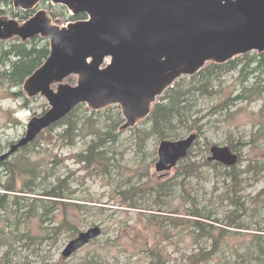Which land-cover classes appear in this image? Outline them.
Returning <instances> with one entry per match:
<instances>
[{"label":"rangeland","instance_id":"374dc122","mask_svg":"<svg viewBox=\"0 0 264 264\" xmlns=\"http://www.w3.org/2000/svg\"><path fill=\"white\" fill-rule=\"evenodd\" d=\"M61 8L52 6L49 1H43L39 6V9L47 10L49 15L51 10L62 12ZM19 12L21 11L14 10L12 0H0L1 19H14L22 23L16 15ZM66 13L68 15L67 10ZM50 17L62 26L68 21L67 17ZM17 41L20 42L14 38L0 42V71L8 68L10 60L6 62L4 55ZM243 61L233 71L215 76L209 84L206 83L207 87L203 91L198 90L191 95V113L181 123L176 124L177 139L170 140H183L191 134L198 136L197 129L200 128L202 132L199 144L192 148L190 162L196 166H200L204 158L207 160L212 145L230 147V142L243 144H238L242 155L239 165L242 182L237 198L248 208L245 213L238 211L239 220L247 230H233L234 234L228 236L217 253L203 264H257L253 253L254 235L261 233L258 230L264 231V203L255 206L254 201L257 193L264 188V71H253L256 61H250V64ZM191 81L187 78L186 83L196 84L195 86L203 83L200 80ZM65 82L74 85L75 79L67 78ZM21 90L22 86L12 88L7 82L0 85V156L23 137L30 119L40 116L43 113L42 106H47L43 97L29 99L22 90L30 102L28 108H21V99L17 101L9 95V92L18 93ZM229 99L233 100L226 107L225 103ZM82 113L80 111V115ZM114 113L115 111H109L106 115ZM56 132H61V129H56ZM119 133H122L119 142L112 146L113 167L109 174H100L99 177L86 176L81 165L74 159L59 162L55 167L51 164L56 156H67L85 150L91 138L90 131L79 134L73 145H68L67 142V146L59 147L42 142L30 153L31 161L38 163L41 169L42 187L39 192L43 187L55 185L57 179L69 176V186L75 191V196L80 200L96 203L88 205L83 212H76L68 207L69 215L75 217L79 232L97 226L101 228V235L70 257L64 258L62 251L78 233L46 235L35 218L25 219L19 214L2 213L0 231L3 228L8 233L5 237L8 238L9 247H0V260L4 252L9 251L8 264H148L150 259L146 250L160 242L169 256V264H183L181 253L188 255L200 246L206 247L207 251L212 249L211 241L202 239L197 242L190 227L173 228L166 221L163 225L166 230L165 237H160L146 220L151 216H172L175 211L179 215L173 216L182 218L188 212L198 209L212 216L211 220L225 222V217L232 210L229 202L222 197L228 182L215 175L208 166L202 167L193 176L185 177L179 171L180 166L186 164V160L167 172L159 173L155 164L161 140L151 137L144 156L135 145L130 130ZM21 153L23 154L18 152L5 161L17 162ZM4 174L0 169V176L5 181L7 177ZM156 183H166L167 190L159 193L155 188ZM128 188L136 190L132 198L137 209L120 206L119 199L113 194V191L121 192ZM26 211L27 206L22 209L23 213ZM137 212L144 213L146 220L138 222ZM55 213L60 218L64 215L63 211ZM219 225L221 224L216 226ZM23 234L33 239L34 244L27 238L18 239Z\"/></svg>","mask_w":264,"mask_h":264},{"label":"water","instance_id":"95a60500","mask_svg":"<svg viewBox=\"0 0 264 264\" xmlns=\"http://www.w3.org/2000/svg\"><path fill=\"white\" fill-rule=\"evenodd\" d=\"M43 0H12L15 11L35 10ZM85 20L58 25L40 9L27 21L0 19V42L48 40L47 59L24 81L27 98L43 97L48 109L30 119L24 136L0 156L5 161L79 105L93 112L119 106V131L146 119L156 99L182 77L206 64L224 65L250 52L264 53V0H48ZM103 67V68H102ZM74 78L75 84L65 82ZM196 140H162L157 172L188 156ZM209 162L232 167L238 156L212 146ZM101 235L81 232L62 252L68 258Z\"/></svg>","mask_w":264,"mask_h":264},{"label":"trees","instance_id":"16d2710c","mask_svg":"<svg viewBox=\"0 0 264 264\" xmlns=\"http://www.w3.org/2000/svg\"><path fill=\"white\" fill-rule=\"evenodd\" d=\"M61 9H63L62 12H53L51 10L50 15L53 18L67 17L68 21L85 19V15L83 14L70 17L67 15L65 8L62 7ZM16 15L24 21L32 15V12H19ZM48 55V41L41 38H35L26 43L17 41V43L12 44L4 55L6 62L10 60V64L8 68L5 67L3 71H0V85H4L7 82L12 85V88L21 87L24 81L47 59ZM242 60L249 62V64L250 61H256L257 65L253 71H264V54H248L235 58L224 65L207 64L197 75L190 78V82H192L191 80L202 81L203 83L200 86H195L196 84L191 85V83L187 84V78H182L168 88L156 100L150 115L130 130L135 145L140 149V152L145 156L146 145L151 137L160 140L177 139L175 132L176 124L181 123L191 113V95L195 91H203L207 87L206 83L209 84L215 76L229 73L236 69ZM3 66H5V63ZM9 95L17 101L21 99L23 103V105H20L21 108H28L30 100L24 96L22 90L18 93L9 92ZM231 100L233 99H229L225 103L226 107ZM42 107L44 112L47 106L44 104ZM80 111H83L82 115H80ZM109 111H115V113L110 116L106 115ZM122 122L119 107L117 106L107 108L102 112H91L84 105H80L61 121L52 125L48 130L41 132L32 143L20 149L19 152H23V154L21 153V157L17 162L3 161L0 163V169L5 172L4 175L7 177L4 181L0 176V217L2 213H12L19 214V216H23L25 219L35 218L42 231L47 233L46 235H49V233H52L54 236L63 233H68L69 235L80 233L75 217L70 216L67 211L68 207L76 210V212H83L89 207L88 205L92 206L96 203L85 199H78L75 196V191L69 186V176L57 179L55 185L43 187L41 192H39L42 187L40 182L42 177L41 169L38 167V163L31 161L30 153L34 152L37 144L42 142L59 147L67 146V142L68 145H73V141L76 137H79V134L90 131L89 135L91 138L85 150L71 153L67 156H56L51 161V164L55 167L59 162L63 163L74 159L77 164L81 165V169L84 170L86 176L95 175L99 177L100 174H109L110 168L113 167V158L111 157V153L113 152L112 146L119 142L122 135L118 131ZM58 128L61 129L59 133L56 132ZM197 131L199 135L193 147L199 144V137L202 132L200 128ZM238 144L243 145L240 142L229 143L231 150L238 154V163L234 167L229 169L224 168L219 164L207 162L205 158L200 166H196L194 163H190L193 155L192 147L188 153V157L185 159L187 161L186 164L180 166L181 171H179L185 177H190L199 173L202 167L208 166L213 169L215 175L222 177L224 181L228 182L226 192L223 193L222 197L229 202L232 210L225 217V222H220L216 219L211 220L212 216L204 214L198 209L188 212L182 218L173 216L179 215L178 211L173 212L172 216H151L147 220L144 218V213L137 212L136 214L138 222H143L145 219L148 225L154 229V233L160 237H165L166 230H164L163 225L167 221L173 228H192L197 242L202 239L211 241L212 249L210 251H207L206 247L200 246L188 255L181 253L183 264L207 263L217 253L224 240L234 234L233 230H247L245 225L240 222L238 216L239 210H242L243 213L248 210L245 204L241 203L237 198L239 197V188L242 182V175L239 170L242 155L241 147ZM208 145L209 143L207 142L206 146ZM97 167L99 170H97ZM18 183L19 186L17 185ZM155 188L162 194V191L167 190V184L156 183ZM135 191L134 188H128L121 192L113 191V194L119 199L118 204L120 206L127 209H137L132 198ZM109 196L113 197L111 194ZM254 201L255 206L264 203V188L257 193ZM25 206H27V211L23 213L22 209ZM233 207L235 210H233ZM56 211H63L64 215L62 218L57 216ZM71 218L73 219L70 220ZM217 224L221 225L216 226ZM258 231L261 233L254 235L253 253L257 264H264V231ZM6 235L8 233H5V229L2 228L0 231V247H9ZM22 238L32 240L30 242L34 244V240L26 234L18 237V239ZM146 253H148L150 259L148 264H169V256L165 247L160 242L154 243L146 250ZM8 255L9 251H5L0 264H8ZM92 264L97 263L92 262Z\"/></svg>","mask_w":264,"mask_h":264}]
</instances>
